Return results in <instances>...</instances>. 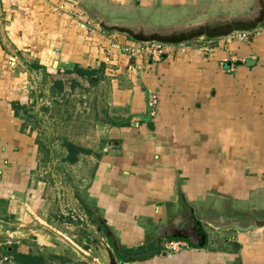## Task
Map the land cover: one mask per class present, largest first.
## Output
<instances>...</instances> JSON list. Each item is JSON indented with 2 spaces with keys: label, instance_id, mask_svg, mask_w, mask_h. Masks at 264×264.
<instances>
[{
  "label": "crops",
  "instance_id": "obj_1",
  "mask_svg": "<svg viewBox=\"0 0 264 264\" xmlns=\"http://www.w3.org/2000/svg\"><path fill=\"white\" fill-rule=\"evenodd\" d=\"M76 5L136 33H215L260 12L259 0H0L3 264H264V33L203 34L153 60L125 51L137 45L128 34L80 24ZM45 73L104 87L106 141L86 189L95 246L63 242L40 215L25 123ZM170 240L185 245L169 251Z\"/></svg>",
  "mask_w": 264,
  "mask_h": 264
},
{
  "label": "rangeland",
  "instance_id": "obj_2",
  "mask_svg": "<svg viewBox=\"0 0 264 264\" xmlns=\"http://www.w3.org/2000/svg\"><path fill=\"white\" fill-rule=\"evenodd\" d=\"M75 7L103 28L83 9ZM59 80L62 87L56 83ZM34 82L33 102L25 124L38 150V169L34 171L33 183L37 185L36 181H41L38 188L40 215L54 232H67L66 236H61L63 242L72 245V240L85 248L95 246L103 230L86 189L106 141L104 120L108 104L104 87L86 81L74 85L69 79H52L46 73L34 77ZM74 232L77 235L83 232L86 238L69 239L67 236Z\"/></svg>",
  "mask_w": 264,
  "mask_h": 264
},
{
  "label": "built area",
  "instance_id": "obj_3",
  "mask_svg": "<svg viewBox=\"0 0 264 264\" xmlns=\"http://www.w3.org/2000/svg\"><path fill=\"white\" fill-rule=\"evenodd\" d=\"M58 9L63 10V5L57 7ZM75 18L78 22L88 28H95V24L91 21L90 18L84 16L81 11H72ZM259 33H264V20L257 24V26L253 29L249 30H237L231 32L230 38L235 40L247 41L252 36L257 35ZM168 46H171L170 43H162L158 41H137V45L133 47L125 48V51L132 56H136L138 54L144 55L147 58H151L153 60H158L168 51ZM147 107L148 113L150 115H155L157 113L158 108V96L155 93L148 94L147 98ZM185 244L179 241L170 240L166 243V249L169 251H179L182 246ZM7 261L6 257L0 258V264H3Z\"/></svg>",
  "mask_w": 264,
  "mask_h": 264
},
{
  "label": "water",
  "instance_id": "obj_4",
  "mask_svg": "<svg viewBox=\"0 0 264 264\" xmlns=\"http://www.w3.org/2000/svg\"><path fill=\"white\" fill-rule=\"evenodd\" d=\"M260 2V12L259 15L253 20L251 24L247 25H235L232 28H228L227 30H222L215 33H210L205 30H195V31H189L185 33L180 34H168L163 32H151V33H144L142 31L139 32H132L130 29L122 27V26H106L102 22H99L100 25L107 31L115 30L118 32H123L131 36L136 41H158L162 43H170V44H176L180 42L189 41L195 37L201 36L203 34L210 36V37H217V36H223L227 35L233 31L237 30H249L253 29L264 20V0H259ZM1 258V254H0Z\"/></svg>",
  "mask_w": 264,
  "mask_h": 264
},
{
  "label": "trees",
  "instance_id": "obj_5",
  "mask_svg": "<svg viewBox=\"0 0 264 264\" xmlns=\"http://www.w3.org/2000/svg\"><path fill=\"white\" fill-rule=\"evenodd\" d=\"M76 71H77L79 74H82V75L84 76V72H83L82 70H76ZM87 75H88V76H87ZM87 75H86V76H87V78H86L87 81H88L90 84L95 83L96 80H95V81H94V80H91V78H90L91 76H90L89 74H87ZM56 83L59 84V85L62 87V82H61V80L57 81ZM73 84H74V85H77L78 82H75V81H74Z\"/></svg>",
  "mask_w": 264,
  "mask_h": 264
},
{
  "label": "flooded vegetation",
  "instance_id": "obj_6",
  "mask_svg": "<svg viewBox=\"0 0 264 264\" xmlns=\"http://www.w3.org/2000/svg\"><path fill=\"white\" fill-rule=\"evenodd\" d=\"M100 22V21H99ZM104 25H106V24H104ZM106 26H108V25H106ZM110 26H114V25H110ZM116 26H119V25H116ZM125 28H127V27H125ZM129 29V28H128ZM132 32H134L132 29H130Z\"/></svg>",
  "mask_w": 264,
  "mask_h": 264
}]
</instances>
